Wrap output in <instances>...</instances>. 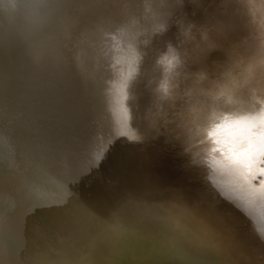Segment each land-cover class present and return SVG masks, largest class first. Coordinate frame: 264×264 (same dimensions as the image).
Wrapping results in <instances>:
<instances>
[{"label":"bare ground","instance_id":"obj_1","mask_svg":"<svg viewBox=\"0 0 264 264\" xmlns=\"http://www.w3.org/2000/svg\"><path fill=\"white\" fill-rule=\"evenodd\" d=\"M174 1L129 0L126 6L116 0V8L104 13L106 0H90L88 8L84 0H0V60L7 59L0 63V264H264V156L257 154L247 184L221 167L222 146L231 137L264 133V101L257 104L254 95L200 101L193 116L185 112L184 99L164 101L157 91L163 78L158 60L164 55L160 62L167 67L159 86L167 93L178 55L172 49L166 54L168 48L181 54L189 48L177 21L201 26L231 19L230 38L238 42L250 34L243 0H232L227 8H220L219 0H184L191 13L180 14L176 22ZM89 8L94 24L102 27L104 21L110 29L106 47L108 39L87 25ZM166 23L167 30L159 33ZM133 61L143 85L136 70L137 80L132 69L127 71ZM228 63L221 48L198 62L186 58L183 70H204L210 80H220ZM114 73L126 87H120L126 90L121 94L110 84ZM66 78L80 95V108L95 99L104 110L112 108L122 129L134 114L158 115L160 127L144 131L136 143L130 132L122 134L128 141L117 143L124 149L117 150L119 159L109 157L111 151L107 155L116 173L94 159L107 149L98 153L96 146L92 158V149L70 135L67 140L61 126L52 124L59 131H51L54 126L49 131L47 124H57L67 113L61 105ZM189 86L182 80L178 91ZM79 111L72 115L85 126L88 114L85 121Z\"/></svg>","mask_w":264,"mask_h":264},{"label":"clouds","instance_id":"obj_2","mask_svg":"<svg viewBox=\"0 0 264 264\" xmlns=\"http://www.w3.org/2000/svg\"><path fill=\"white\" fill-rule=\"evenodd\" d=\"M191 2L199 4L200 0ZM231 2L232 0H219V7L227 8ZM177 3L182 5L184 0H177ZM242 6L246 10L250 34L238 42L230 38L235 27L231 19H219L201 26L184 19L177 21L183 42L188 44L189 48L184 54L171 45L168 48L166 54L172 49L178 55L177 62L170 69L167 93L159 86L167 67L160 62L164 55L158 60L163 67V78L157 89L159 98L164 101L173 97L175 100L184 99L187 102L185 112L193 116L200 107V101L223 102L229 97L237 100L251 98L253 95L258 98L254 101L257 104L264 101V0H243ZM168 26L169 23H166L159 33L165 32ZM221 48L226 51L229 63L224 67L220 80H210L204 70H183L186 58L198 62L212 51ZM182 80L190 81V86L181 93L178 89Z\"/></svg>","mask_w":264,"mask_h":264},{"label":"rangeland","instance_id":"obj_3","mask_svg":"<svg viewBox=\"0 0 264 264\" xmlns=\"http://www.w3.org/2000/svg\"><path fill=\"white\" fill-rule=\"evenodd\" d=\"M71 1H72V0H71ZM84 1L86 2V4H87V8H88V3H89V4L91 3L90 0H84ZM121 1H125V2H126L125 5H126V4H127V5H128V4H131V3L129 2V0H121ZM160 1H161V3H164V4H165V2H167V0H165V1H164V0H160ZM62 3H63V2H62ZM75 3H77V1H75ZM115 4H117L116 0H106V2L104 3V5H105L104 13H107V12H109L110 10L113 11V10L116 8ZM190 4H191V3H190ZM190 4L187 3L186 6L184 7V6H182V5H184V3H183L182 5H179V4L177 3V0H175V1L173 2V4L171 5V7H172V9H171V11H172L171 18H172V20H174V21L176 22V20H178V17H179L180 14H184V15L187 14V15H188L189 13H191V5H190ZM90 5H91V4H90ZM127 5H126V6H127ZM171 7H170V8H171ZM89 9H90V11H87V12H86L85 17H87V16L90 15V16L87 17V18H88L89 20H91V21H89V23H87V25L90 24V25L94 26L95 24H94V22L92 21L91 17H92V16H95V15H94L95 13L92 11L93 7H92V9H91V8H89ZM107 9H108V10H107ZM174 11H175V12H174ZM179 12H180V13H179ZM83 14H84V13H83ZM175 15H176V17H175ZM172 16H173V17H172ZM99 21H100V20H99ZM99 21H97V22H99ZM90 22H92V23H90ZM99 23H100L99 26H102V27H98V23H96L95 27H96L97 29L94 27L95 29H93V30H95L96 32H100V34L102 33L104 39H108V40H104V41H106V43H105V47H106V46H108V44L110 43V40H109V38H108V37H110V36H109L110 29H109L108 26L105 25L104 21H100ZM93 24H94V25H93ZM98 28H100V29H98ZM103 29H104V30L106 29L107 32H106V30L103 31ZM108 30H109V31H108ZM133 30H134V29H133ZM133 32H134V31H133ZM107 34H108V35H107ZM107 36H108V37H107ZM131 36H132V35H131ZM131 36L129 37L130 39L133 38V36H132V37H131ZM112 57H114V54H113V53H112ZM114 59H115V58H114ZM4 62H5V63H4ZM134 62H135V61L132 62L133 65H132V63H130L131 66L128 65V67H129L128 70H127V68H126L125 70H127V71L129 72V71H131V69H132V72H130V75H131V73H132V75H131L132 78H134V77L136 76V75H135V72L137 73V75H140L141 78L139 79L140 82L138 81V84L140 83L141 85H143V84H142V81H144L145 79H144V80L142 79V76H141V75H142V72H140V73L138 74L137 71H138L139 69L137 68V65H136ZM0 63L6 65V64H7V59H4V58L1 59V60H0ZM135 65H136V66H135ZM133 66H134L135 69L133 68ZM133 70H134V71L136 70V71L134 72ZM125 72H126V71H125ZM133 74H134V76H133ZM147 74H148V73L146 72V75H147ZM113 76H114V78H115V73H114L113 75L111 74V77H110V74H109V80H110V84L114 87L116 94H121L122 92L126 91V90H125L126 87H125V86H122V82L117 81V80L115 81V79H113ZM131 76H130V77H131ZM148 76L150 77L151 75L148 74ZM136 77H137V76H136ZM136 77H135L134 79H136ZM67 78H68V77H67ZM67 78H66V80H65L66 82L64 83V85H63V89H62V92H64V93H62V95H61V98L63 99V101H61V103H62L61 105L63 106V108L65 107L64 110L68 113L69 110H70L71 108L75 107V109L73 108L72 111L70 110L71 113L69 112L71 115L73 114V115L75 116V115L78 113V110L80 109L79 112H81V117H83L82 119H83V120L87 119L86 116H87V114H88V116H87V117H88V119H87L88 121H86V120H85V121L88 122V123H90V122H91V119H90V118L93 117V119H92L93 121H92V122H94L95 124H94V123H90L91 125H89L88 123H86V125H85L86 127L84 126V124H83V126H84V127H83V126H82V123H85V122H84V121L82 122V120H81L80 124H79L78 122H76L77 119H75V118H76L77 116L74 118V116L72 115V117H73L74 119H70V118H72V117H71L69 114H67V113L64 114V113H63V114H61V116H59L60 119L62 120V122H61V120H59V122L57 121V124H56V122H55V123H51V124L48 123V124H50V125L47 124V126H48V127H49V126L53 127L54 125H59V127L61 126V127H60V128L62 129L61 131H62V132H65V134H63V135H67V134H68V136H67V140L70 139V137H71V138H72L71 140H72L73 142H78V143H80V142H84L85 144H84V143H83V144H84V145H87V148H89V149L91 148V149H92V150H91V154H90V155H92V156H91L92 158L95 157L96 155H98V153L101 152V150H102V151H104L105 149L109 150V151H108V154H106V153H107V150H106V153L102 152V153H104L106 156H105L104 154H102V153H99V155L97 156V157H99L98 160L96 159V157H95L94 159L96 160V162L99 161V163H98V162H97V163L100 164L101 166L105 167V168H106L109 172H111L112 174H113L114 171H115L114 173H116V168H117V167H115L116 165H114V167H112V166H113V164L115 163L114 161H116L117 159H119V156H117V155H118V152L124 150V149H122L120 146H122V145L124 144V141H125V140L128 141V140H127L128 137H129L130 140H132V141H134V142L136 143V141L133 140V139H134V138L137 139L138 137L142 136V135L144 134V131L147 132V131L152 130L153 132H156V129L160 127L159 124H158V118H157L158 115L156 116L155 113H154V115H153L152 118H151V117H150L151 115L149 116L148 114H146V115L149 116V119L145 118L146 116H145V117H141V116L138 115L139 117L142 118V119H141V118H138V116H137L136 114H134V116L131 117V119L129 120V121H130V122H129V125H126V127L124 128L125 130H124V129H122L119 125H117L118 122H116L117 120H116V117H115L114 111H112V108H111V107H108V108H107L108 110H107V109L104 110V107L102 106L103 103H102V104H98V103L96 104L95 99H93L94 104H93V101H89V102H92L93 105L90 104V103H88L89 106H88L87 104H86V105L84 104V106H81V108H82V107H85V108H82L83 111H84V109H86V107L88 106L87 109L84 111V112H85V113H84V112L81 110L80 106H79V105L82 104V102H81V100H80V99H81V98H80V95H79L78 93H76V91H75V89H74V86H73L72 82L70 83V80H68ZM137 78H138V77H137ZM145 78H146V76H145ZM67 80H68V81H67ZM136 80H137V79H136ZM141 80H142V81H141ZM68 82H69V84L67 85L66 83H68ZM112 83H113L114 85H113ZM65 84H66L67 86H66ZM70 84H71V85H70ZM119 84H120L121 86H118ZM116 85H117V87H116ZM144 85H145V87H146V84H145V83H144ZM70 86H71V87H70ZM67 87H68V88H67ZM69 87H70L71 89H70ZM120 87H124L125 89H124V88L121 89ZM143 87H144V86H143ZM65 88L67 89L66 91H67L68 94L65 92ZM68 89H70V91H69ZM63 90H64V91H63ZM72 90H73V91H72ZM120 90H121V91H120ZM71 91H72V92H71ZM69 92H70V94H69ZM65 93H66V95H65ZM73 93L75 94V95H73V96H74V97L76 96L78 101L75 99L76 97L74 98V97L71 95V94H73ZM77 94H78V95H77ZM68 95H69V96H68ZM70 95H71V98H68V97H70ZM66 96H67V97H66ZM64 97H65V100H64ZM66 98H67L68 102L66 101ZM72 99H73V100H72ZM69 100H70V101H69ZM65 101H66L67 103H65ZM72 101H74L76 104H75L74 102L72 103ZM76 101H77V102H76ZM78 102H79V103H78ZM80 102H81V104H80ZM126 102H127V101H126ZM63 103H65V105H64ZM85 103H86V102H85ZM127 103H128V102H127ZM127 103H126V104H127ZM70 104H71V106H70ZM95 104L98 105V106H96ZM54 105H55V104H54ZM66 105H67V106H66ZM72 106H73V107H72ZM78 106H79V107H78ZM99 106H100L101 108H99ZM54 107H55V106H54ZM69 107H70V108H69ZM76 107H77V108H76ZM91 107H92V108H91ZM96 107H97L98 109H101V110H98ZM67 108H69L68 111H67ZM78 108H79V109H78ZM88 108H90V109H88ZM102 108H103V110H102ZM77 109H78V110H77ZM92 109H93V110L95 109V110H94L95 112L92 113V114H95V115H93V116H92V114L90 113V112H93ZM96 109H97V110H96ZM75 110H76V111H75ZM161 110H162V109L160 108V111H161ZM89 111H90V112H89ZM96 111H97L99 114H97ZM99 111H100V112H99ZM103 111H104V114H102ZM72 112H73V113H72ZM101 112H102V113H101ZM138 112H139V113H138ZM161 112H162V111H161ZM106 113H107V114H106ZM59 114H60V113H58V115H59ZM82 114H86V115H83V116H82ZM90 114H91V115H90ZM101 114L103 115L104 118L102 117ZM113 114H114V115H113ZM137 114H142V112L139 111V110H137ZM79 115H80V114H79ZM96 115H101V116H97V117H98V119H97V117H95ZM110 115H112V116H110ZM67 116H68V117H67ZM148 116H147V117H148ZM64 117H65L66 119H65ZM69 117H70V118H69ZM99 117H101L102 119L99 118ZM107 117H108V118H107ZM109 117H110V118H109ZM84 118H85V119H84ZM111 118H112V119H111ZM154 118H155V119H154ZM63 119H64V120H63ZM68 119H69V120H68ZM99 119H101V120L99 121ZM105 119H108V120H107V123H106ZM132 119H133V120H132ZM137 119H138V120H137ZM145 119H146L147 121H146ZM65 120H66V121H65ZM75 120H76V121H75ZM94 120H95V121H94ZM97 120H98V121H97ZM136 120H137V123H136ZM154 120H155L156 122H155ZM63 121H64V122H63ZM71 121H72V122H71ZM89 121H90V122H89ZM108 121H109V122H108ZM112 121H113V122H112ZM114 121H115V122H114ZM65 122H66V123H65ZM104 122H105L106 124H108V123H109V124H108L107 126L102 127L103 125H106ZM142 122H143V123L145 122V123L142 124ZM149 122H150V123H149ZM60 123H61V124H60ZM63 123H64L65 125H64ZM69 123H70L71 125H70ZM76 123H78V124H77V125H78V128H77V125H75ZM96 123H97V124H96ZM98 123H99V124H98ZM100 123H102V124L104 123V124L101 125ZM111 123H112V124H111ZM134 123H136V124H134ZM140 123H141V124H140ZM154 123H155V124H154ZM52 124H54V125L52 126ZM68 124H69V125H68ZM93 124H94L95 127L92 126ZM113 124H114V126H113ZM130 124H131V125H130ZM62 125H63L67 130H65L64 127H63L64 130H63ZM72 125H73L74 127H75V126H76V127L73 129V126H72ZM87 125H89L90 127L87 126ZM99 125H101L102 128H101ZM141 125H142V126L144 125V126L141 128V127H140ZM149 125H150V126H149ZM152 125H153V126H152ZM68 126H69L70 128H69ZM81 126L83 127V131H82V129H81ZM91 126L94 127V129H95V133H94V131H93L94 129H92V130L90 129V128H92ZM97 126H98V127H97ZM110 126H111V128H110ZM117 126H119V127H117ZM129 126H130V127H129ZM138 126H139V128H138ZM145 126H146V127H145ZM147 126H148V127H147ZM54 127H55V126H54ZM54 127H53V128H54ZM79 127H80V129H79ZM87 127H88V128H87ZM96 127H97V128H96ZM105 127H106V128H105ZM107 127H109V128H107ZM112 127H113V128H112ZM115 127H116V130H112V129H114ZM131 127H132V128H131ZM53 128H51V131H52V130H54V131H55V130H58V127H55L56 129H53ZM84 128H86L87 130H86V129L84 130ZM98 128H99V129H100V128H101V129H104V130L107 131V132H105L104 130H102V131H104V132L98 131V130H99ZM140 128H141V129H140ZM69 129H70V130H69ZM76 129H78V130L76 131ZM101 129H100V130H101ZM106 129H107V130H106ZM108 129H109V130H108ZM117 129H118V132H115V131H117ZM119 129L122 130V131H119ZM126 129H128L129 131L127 130V131H128V132H127ZM71 130H73V131H71ZM90 130H91L90 133H84V132H89ZM96 130H97V132H96ZM110 130H111V131H110ZM123 130H124V131H123ZM130 130L133 131V132H134V130H135V132H134V133H133V132L131 133ZM138 130H139V131H138ZM49 131H50V127H49ZM58 131H59V130H58ZM58 131H55V132H58ZM69 131H70V132H69ZM78 131H79V132L81 131V132L79 133ZM112 131H113V132H112ZM125 131H126V132H125ZM66 132H67V133H66ZM71 132H72V133H71ZM82 132H83L84 135L82 134ZM99 132L102 133V135H101ZM120 132H122V133L120 134ZM123 132H124V133H123ZM129 132H130V133H129ZM70 133H71L72 135H71ZM74 133H76L78 136H76V134H74ZM92 133H93V135H91ZM97 133H98L99 135H101L102 137H103V136H104V137L102 138V137H100V136H98V135H96V137H95V134H97ZM111 133H113V135L116 134V135L119 136V137L122 136V138L116 137V135H115V137L118 138V139H116L115 137H113V135H111ZM128 133H129V135H131L132 137H130V136L128 135ZM135 133H136V134H135ZM85 134H88V135L86 136ZM122 134H123V135L127 134L128 137H127V135L124 137ZM134 134H135L136 136H134ZM139 134H141V135H139ZM58 135H59V134H58ZM63 135H61L62 138H64ZM69 135H70V137H69ZM90 135H91V136H90ZM109 135H110L111 138L108 137ZM120 135H121V136H120ZM59 136H60V135H59ZM84 136H85V140H84V138H83ZM92 136H94V137H92ZM160 136H161V135H160ZM65 137H66V136H65ZM77 137H78V138H77ZM79 137H81V138L79 139ZM99 137L104 141V143H102L103 141H102ZM105 137H106V139H105ZM161 137H162V136H161ZM91 138H92V139H91ZM108 138H109V139H108ZM112 138H113L114 140H113ZM125 138H126V139H125ZM131 138H132V139H131ZM88 139H90V140H88ZM98 139H100V140H98ZM104 139H105V140H104ZM115 139H116V140H115ZM122 139H123V141H121ZM74 140H75V141H74ZM96 140H97L98 143L96 142ZM108 140H109V143H110V144H108L107 142H105V141H108ZM117 140H119V141H121V142H118ZM85 141H86V142H85ZM115 141H117V142H115ZM126 141H125V142H126ZM89 142H90V144H89ZM95 142L97 143V145L94 144ZM99 142L102 143V144H101V147H102V145H103L104 149H102V148L99 146V144H100ZM86 143H87V144H86ZM92 143H93V144H92ZM105 143H106V144H105ZM112 143H115V144H112ZM117 143L122 144V145L119 146V144H117ZM80 144H81V143H80ZM88 144H89V145H88ZM93 145H94V146H93ZM104 145H106V147H105ZM108 145H111V146H108ZM115 145H116V146H115ZM89 146H90V147H89ZM96 146L98 147V151H97V149H96V148H97ZM112 146H114L116 149H114V147H112ZM94 147H95V148H94ZM109 147H112L115 151H114L112 148H109ZM100 148H101V149H100ZM108 148H109V149H108ZM119 148L121 149L120 151H119ZM93 149H96V152H98V153H94V154H92V153H93ZM99 149H100V150H99ZM111 149H112V150H111ZM117 150H118V152H117ZM110 151H111L112 155H109V154H111ZM94 152H95V150H94ZM113 152H114V153H113ZM116 152H117V153H116ZM113 154H116L115 156H116L117 159L115 158V156H113ZM167 154L169 155V153H167ZM100 155H101V158H100ZM103 155H104L106 158H105ZM107 155H109V157L113 156V157H111V158H113L114 161L111 160ZM100 159H101V160H103V159L105 160V159H106L105 162L108 160V161H107L108 163L106 162V163H107V164H106L105 162L101 161ZM115 159H116V160H115ZM109 160H110V161H109ZM102 162H103V163H102ZM109 162H110L111 165L109 164ZM172 162L174 163L173 160H172ZM112 163H113V164H112ZM104 164H105V165H104ZM115 164H116V163H115ZM107 165L110 166V167L108 166L109 169L107 168ZM112 168H114V169H112ZM111 169H112V170H111ZM141 188L144 189V186H141ZM161 235H163V233H162ZM161 255H162V254H161ZM162 256H163V255H162Z\"/></svg>","mask_w":264,"mask_h":264},{"label":"snow or ice","instance_id":"obj_4","mask_svg":"<svg viewBox=\"0 0 264 264\" xmlns=\"http://www.w3.org/2000/svg\"><path fill=\"white\" fill-rule=\"evenodd\" d=\"M219 143V141H218ZM223 170L231 173L236 179L247 184L248 179L255 175L253 164L257 154L264 156V133L256 135H234L222 146ZM264 173V169H261Z\"/></svg>","mask_w":264,"mask_h":264},{"label":"water","instance_id":"obj_5","mask_svg":"<svg viewBox=\"0 0 264 264\" xmlns=\"http://www.w3.org/2000/svg\"><path fill=\"white\" fill-rule=\"evenodd\" d=\"M82 1V0H81Z\"/></svg>","mask_w":264,"mask_h":264}]
</instances>
